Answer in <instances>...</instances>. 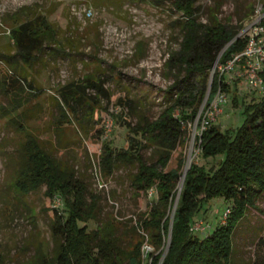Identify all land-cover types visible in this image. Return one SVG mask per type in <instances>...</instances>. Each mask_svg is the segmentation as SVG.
<instances>
[{
	"label": "trees",
	"instance_id": "trees-1",
	"mask_svg": "<svg viewBox=\"0 0 264 264\" xmlns=\"http://www.w3.org/2000/svg\"><path fill=\"white\" fill-rule=\"evenodd\" d=\"M152 1L162 5L166 0ZM173 3L185 16L184 39L181 50L172 55L169 64L186 71L185 77L171 87L175 94L173 103L154 120L132 124L121 118L122 125L133 136L128 146L120 150L103 140L104 126L96 129V138L103 140L99 161L102 175H111L117 164L137 161L133 185L139 192L156 191L145 215L133 226L139 232V239L129 246L122 244L113 224L90 229L89 222L98 219L100 196L89 192L87 183L46 147L40 135L28 131L29 119L39 107L44 90L33 79L29 80L27 71H35L49 41L57 43L56 29L46 15L37 12L11 29L15 52L4 54L0 62V94L8 97L10 103L0 104V115L7 117L10 128L26 136L18 149L20 164L14 187L24 195L45 186L47 196L60 195L65 203V212L53 209V249L37 254L28 264H145L142 247L146 242L154 248L151 264H230L232 235L249 207L259 209L257 201L264 194V94L260 100L245 105V119L234 135L229 130L223 131L207 116L218 89L229 92L230 87L225 73L215 70L199 117L201 131L197 139L203 158L220 156L221 162L213 170L192 162L174 209L186 160L187 136L183 121L198 117L208 90L210 71L216 63H226L242 52L247 36H238L243 24L230 25L218 17L211 23L198 22L195 0H173ZM50 53L53 57L72 54L60 44L52 47ZM100 71L90 72L81 82L73 80L64 84L57 96H52L61 114L59 120L65 117L70 122L75 118L81 128L85 122L87 125L94 121L92 114L99 103L97 95L109 96L108 76ZM261 74L264 79V69ZM34 99L36 104H30ZM237 99L235 94L233 101L237 103ZM120 102L133 109L129 95ZM177 109L181 110L182 117L176 115ZM58 119L53 127L55 134L59 131ZM146 146H154L159 151L155 162L143 160L141 151ZM214 198L231 202L224 210L228 208L230 212L226 218L223 212L220 216L223 222L216 224L211 233L207 235L204 230L205 235H201L202 232L192 229L195 222L202 220L196 215Z\"/></svg>",
	"mask_w": 264,
	"mask_h": 264
},
{
	"label": "rangeland",
	"instance_id": "rangeland-1",
	"mask_svg": "<svg viewBox=\"0 0 264 264\" xmlns=\"http://www.w3.org/2000/svg\"><path fill=\"white\" fill-rule=\"evenodd\" d=\"M261 5L264 0H195V16L198 22L207 23L218 17L230 25L243 24V29L256 18ZM36 12L46 15L53 24L57 43L49 41L35 71H27L29 80L33 79L44 90L39 107L35 106L37 109L29 119L28 131L40 135L46 147L87 183L89 192L100 196L98 219L89 222L90 229L113 224L122 244L129 246L139 239V232L133 226L145 215L156 191L139 192L133 185L137 161L117 164L111 175H102L99 161L103 140L117 150L127 147L133 134L122 125L121 118L132 124L154 120L173 103L175 94L171 87L185 77L186 71L181 66L170 65L169 60L182 48L185 16L176 9L173 0L162 5H155L152 0H0V62L4 54L15 52L11 29ZM56 44L72 54L53 57L50 52ZM240 69L225 73L230 86L226 100L208 116L221 130H229L233 135L245 119V105L260 100L264 94L239 77ZM100 70L108 76L109 96L97 95L99 103L92 114L94 121L87 125L85 122L81 128L75 118L70 122L65 117L59 120L61 114L52 96H57L64 84L73 80L81 82L90 72L97 74ZM214 75L212 69L198 117L183 121L187 136L184 172L192 162L208 170L217 168L221 162L220 156L203 158L197 139L201 131L199 117ZM235 94L237 103L233 101ZM128 95L133 100V109L120 102ZM9 103L8 97L0 94V104ZM30 104H36V100ZM176 115L182 117L181 110L177 109ZM56 119L59 131L55 134ZM7 120L0 115V264H28L37 254L53 249V209L65 212V203L60 195L47 196L45 186L24 195L14 187L20 164L18 149L26 136L10 128ZM101 126L106 129L103 140L96 138V129ZM141 153L147 163L159 157L154 146L144 147ZM184 177L177 187L174 209ZM230 203L224 198H214L196 215L204 222L207 235L223 222L220 216ZM257 205L259 209L249 207L232 235L230 264H264V194ZM204 232L200 234L205 235Z\"/></svg>",
	"mask_w": 264,
	"mask_h": 264
},
{
	"label": "built area",
	"instance_id": "built-area-1",
	"mask_svg": "<svg viewBox=\"0 0 264 264\" xmlns=\"http://www.w3.org/2000/svg\"><path fill=\"white\" fill-rule=\"evenodd\" d=\"M258 15L249 22L239 33L238 36H247L246 48L233 56L226 63H216L214 70L220 73L233 72L241 68L238 73L239 77L244 78L247 84L259 91H264V79L261 72L264 69V5L259 6ZM243 70V71H242ZM226 100V92L222 88L218 89L207 116L212 114L217 107ZM209 118V117H208ZM230 210L227 208L224 212V218L227 217ZM192 229L197 232H203L206 229L202 220L193 224ZM154 251L153 246L145 243L142 247L145 264L152 263L150 254Z\"/></svg>",
	"mask_w": 264,
	"mask_h": 264
},
{
	"label": "water",
	"instance_id": "water-1",
	"mask_svg": "<svg viewBox=\"0 0 264 264\" xmlns=\"http://www.w3.org/2000/svg\"><path fill=\"white\" fill-rule=\"evenodd\" d=\"M189 167H190V166H189ZM188 169H189V168H188ZM188 169H186V170H185V172H184L183 176H185V175H186V173H187Z\"/></svg>",
	"mask_w": 264,
	"mask_h": 264
},
{
	"label": "bare ground",
	"instance_id": "bare-ground-1",
	"mask_svg": "<svg viewBox=\"0 0 264 264\" xmlns=\"http://www.w3.org/2000/svg\"><path fill=\"white\" fill-rule=\"evenodd\" d=\"M182 183V182H181ZM180 187V186H179Z\"/></svg>",
	"mask_w": 264,
	"mask_h": 264
}]
</instances>
